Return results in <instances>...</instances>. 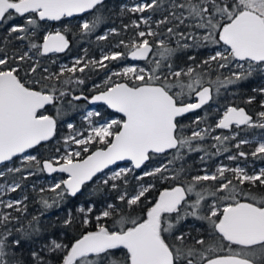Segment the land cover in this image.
I'll return each mask as SVG.
<instances>
[{
  "label": "snow or ice",
  "instance_id": "snow-or-ice-1",
  "mask_svg": "<svg viewBox=\"0 0 264 264\" xmlns=\"http://www.w3.org/2000/svg\"><path fill=\"white\" fill-rule=\"evenodd\" d=\"M104 5L105 0H0V28H6L0 37V180L17 173L21 180L37 172L65 174L53 176L48 189H39L54 194L41 197L44 208L84 195L91 184L96 187L90 196L107 190L117 192L119 201L105 199L98 208L86 200L76 210L79 235L32 248L30 264H264V195L242 188L246 183L264 186V168L249 174L240 166L220 165L193 175L182 162L191 153H203V162L229 151L227 142L240 135L234 129H264V110L254 119L242 107L227 106L214 128L200 127L204 117L196 116L190 135L183 134L181 121L214 102L222 89L264 75V0H140L131 7L122 5V13L137 18L97 39L106 41L132 28L127 39L111 44L99 59L77 56L71 66L62 64L55 71L42 63L46 58L56 64L51 56L70 49L72 28L65 25L71 18L81 17L75 25L80 34H93L103 23L96 13ZM84 13L94 19H83ZM157 13L160 18L154 20ZM17 19L23 22L15 23ZM49 22H60L61 27ZM173 40L176 47L171 46ZM209 47L210 54L199 62L173 66L178 49ZM126 59L145 66L110 68L112 62ZM188 60L196 57L189 55ZM225 69L228 74L221 75ZM93 70H105V77L85 95L80 87L86 82L83 74ZM253 92L264 96V87ZM255 99L250 96L246 102ZM81 100L111 112L103 116L100 110L87 111L86 126L77 127L65 117ZM60 124L67 130L63 137L58 136ZM216 129L230 135H212ZM208 139L216 142L212 153L202 146ZM49 142L53 155L31 154ZM249 143L253 141L240 139L233 147ZM255 144L251 156L264 159V138ZM248 155L238 151L227 158ZM156 157L165 159L146 167ZM17 159L22 166H9ZM122 162L127 164L120 166ZM136 170H142L137 181L151 177L168 186L154 199L148 194L157 189L156 183H141L129 192L128 176ZM21 187L17 180L0 184L5 192ZM27 199L0 198V264H25L17 250L34 243L39 233L37 216L24 223ZM190 217L207 225V238L177 231ZM63 226L76 227L71 211Z\"/></svg>",
  "mask_w": 264,
  "mask_h": 264
},
{
  "label": "trees",
  "instance_id": "trees-1",
  "mask_svg": "<svg viewBox=\"0 0 264 264\" xmlns=\"http://www.w3.org/2000/svg\"><path fill=\"white\" fill-rule=\"evenodd\" d=\"M124 0H105V5L100 9L99 13L96 15L103 16V23H101L96 31L89 35L84 36L79 33V30L75 27L77 23H73L71 21L70 25L66 24V27H71L72 31L69 34V39L71 41V47L65 53L57 54L61 60H68L74 56H82L84 58L94 57L95 59H99L101 54L100 51L105 48H109L111 44H114L119 39H127L129 36L132 35L133 29L129 28L127 33H121L120 36H109V39L106 41H101L97 39V36L103 35L106 29H110L112 27L121 28L123 24H130L133 20L137 18L136 15L131 13L121 12L122 4ZM145 15H149V13H145ZM89 21L94 19V15L89 13L87 15ZM160 13H157L153 16V19H159ZM15 23H22L21 19H17L14 21ZM13 22H9L11 24ZM56 22L55 24H57ZM54 24V25H55ZM163 27V26H162ZM6 28H0V37H3L5 34ZM19 43V42H16ZM172 47H176L175 40L171 43ZM211 52V48H193V49H186V50H177L175 57L173 58V66L174 67H187L189 64H194L199 62L200 60L206 58ZM194 55L196 57V61H189L188 56ZM54 56V55H53ZM42 63H46L51 70L55 71L58 66L56 64H51L46 58L42 59ZM117 62H112L110 64V68H113ZM227 69L223 70L221 75H227ZM78 75H81L78 73ZM86 78L85 85H87L91 80L102 79L105 77V70L96 71L93 70L91 72H86L83 74ZM215 78V77H213ZM80 86L82 90H84V86ZM264 87V75L261 74H254L247 80L241 81L236 85L229 86L227 90H221L220 96L214 100V102L210 103V105H205L203 108L196 110L194 112L186 114L184 117L181 118L182 124L184 127V135L191 134V127L192 121L196 116L204 117V122L200 125V127H206L211 125L213 128L215 127V122L222 114V111L227 106H237L242 107L248 112L250 115L256 119V113L261 110L260 108V101L264 99V96H261L257 92H253L254 88ZM87 92V91H86ZM91 95V93H87ZM250 96H255L256 99L251 103H247V99ZM77 107H74L71 111L68 112L65 119H71L77 126H82L83 123L81 122L79 116L82 115L85 109L89 107L88 103L82 104L75 102ZM80 104V105H79ZM98 109L101 111L103 116H108L111 110H106L104 106L99 105ZM54 109H50L49 114L54 113ZM113 115H117L114 114ZM194 127V126H193ZM235 131H239L240 135L236 137L235 140H230L227 142L226 146L230 149L227 152H223L221 154L213 155L211 159L205 157V160L202 162L200 156L203 153H191L188 154L184 160V166L188 171L195 175L197 173L202 174L204 169L209 171L213 170L215 166L218 164L219 161L224 160L229 155H236L238 151H244L249 155L247 158H239L234 162H243V163H255L256 165L264 164V159L262 158H254L251 156V152L254 150L256 144L249 143L246 145H242L240 149H236L233 147L235 143H237L240 139L244 137H252L258 133H264V129L260 128H247L242 126L241 129H234ZM67 134V130L63 124L58 125V136L63 137ZM230 135L228 130H220L216 129L212 135ZM216 143L214 140L208 139L203 142V147L207 149L209 153L214 152L212 145ZM53 142H49L47 147H40L38 150L33 149L35 154L38 156H42L44 158H48L49 156L53 155L52 152ZM168 158H171L170 156ZM165 157H156L152 161L146 165V167H154L157 166L161 161H163ZM177 163V167L179 166ZM22 166V165H21ZM26 166V165H25ZM139 174L138 171L135 174H129V184L127 186L128 191L131 192L134 187H138L141 183L152 182L157 184V189L150 192L149 199H154L158 196L159 191L163 190V187L168 186L167 184L161 185L158 181H155L151 177H145L144 181H137L136 176ZM65 174H52L49 175L47 173L37 172L36 175L28 177L27 180H21L20 174H9L6 178L9 180H17L21 183V189L17 190L16 192H12L11 196L15 199H22L24 196H27L28 199L26 201L27 204V219L24 223H27L28 220L31 219L32 216H37L39 218V223L37 227L39 228V233L35 237V241L33 242H26L24 243L21 249L17 250L18 256L24 260L25 264H30L29 261V251L32 248L39 249L43 246L44 243L48 242V240L53 238H59L64 242H68L74 236H78L81 229L79 228L78 221L79 216L77 213V208L83 204L86 200H93L96 202L98 208L102 207V201L107 199L110 203H119L118 200L115 199L117 196V192H110L105 191V193H98L95 196H90L89 193L96 187L95 184H91L86 186L84 195H79L77 197H68L65 200L61 201L59 205L54 204L51 208H44L41 203V197L48 199L49 197L54 196L53 193L49 191H45L41 193L39 189L41 187L48 189L47 186H41L39 181L44 178H50L55 176V178L63 176ZM211 184V182H208ZM34 186V187H33ZM245 192H251L253 194L264 195V186L257 183L255 186L244 184L242 186ZM51 199H49V203H51ZM69 211H71L76 216V227L71 229H65L63 226V221L65 217L68 215ZM41 213H43L41 215ZM207 225L204 222L195 220L193 218H188L187 220L181 222L179 225L176 226L177 231L189 232L192 237H200L204 236L207 238L206 232Z\"/></svg>",
  "mask_w": 264,
  "mask_h": 264
},
{
  "label": "rangeland",
  "instance_id": "rangeland-1",
  "mask_svg": "<svg viewBox=\"0 0 264 264\" xmlns=\"http://www.w3.org/2000/svg\"><path fill=\"white\" fill-rule=\"evenodd\" d=\"M128 6L131 7L133 4L137 3V2H140V0H128ZM122 5H127L126 3H123ZM83 19H86L88 20L87 16L85 17H82ZM81 17L79 18H76L74 20H71L73 21V23H78L80 21ZM56 22L54 23H49L50 25H54ZM56 28H60L61 27V24L60 22H58L57 24L54 25ZM49 30H52V28H49ZM108 29H106L107 31ZM105 31V32H106ZM105 34V33H104ZM109 48H105V49H102L100 51V54L102 55V51H107ZM74 57H77V56H74ZM74 57H71L69 58L68 60H61L58 55H52L51 58L56 60V65L57 66H60L62 64H67L69 66H71L72 62H73V58ZM79 57H82V56H79ZM50 62V61H49ZM132 65H136V64H129V65H126V66H132ZM142 67V66H141ZM94 110H99L98 108H87L84 110V112L82 113V115L79 116L81 122L83 123L82 126H86V121L84 120V116L86 115L87 111H94ZM223 112V111H222ZM82 126H77V127H82ZM264 138V133H258V134H255L253 135L252 137H244L242 139H248L250 141H253L255 143V141H258L260 139ZM31 154L33 155H36L34 150H30ZM220 165H227L231 168H235L237 166H240V167H243L246 169V171L249 173V174H252L254 171H258L260 168H264V164L262 165H256L255 163H243V162H234L232 160H229L227 157L224 159V160H221L218 162V164L215 166V168L211 171H215L216 167L220 166ZM9 166H21V162L20 160H16L14 164H10ZM121 166H125L124 165H121ZM0 167H3V166H0ZM141 171L139 172L138 175H140ZM60 177H57L56 179H59ZM5 181H12V180H9L7 178H5V180H0V184H3L5 183ZM55 181L53 180V177H50V178H47V179H44L42 178L39 183H41V186H47V187H50ZM11 193L12 192H5L3 188H0V198H3L5 200H8V199H15L11 196Z\"/></svg>",
  "mask_w": 264,
  "mask_h": 264
},
{
  "label": "flooded vegetation",
  "instance_id": "flooded-vegetation-1",
  "mask_svg": "<svg viewBox=\"0 0 264 264\" xmlns=\"http://www.w3.org/2000/svg\"><path fill=\"white\" fill-rule=\"evenodd\" d=\"M124 3H126L127 5H128V0H124ZM88 15V14H87ZM86 15V16H87ZM144 15H145V13H144ZM85 17V16H84ZM50 23V22H49ZM59 54H61V53H59ZM53 55H56V54H53ZM86 58H88V57H86ZM94 57H90V58H88V59H93ZM95 59V58H94ZM129 64H138L139 66H142V67H144L145 66V64H144V62L143 61H134V60H131V59H126V60H122V61H119V62H117L116 64H115V66L112 68L113 70H118V69H120V68H122V67H124V66H126V65H129ZM103 79H104V77L102 78V79H97V80H91L87 85H85L84 86V90H83V92H84V94L85 95H89V94H87V93H91V91H90V89H91V87H92V85L93 84H97V83H102V81H103ZM87 91V92H86ZM82 101L84 102V103H88V101H85V100H81V101H78V103H80V104H82ZM79 104V105H80ZM89 104V103H88ZM98 106L99 105H95V106H93L92 107V105L91 104H89V107L88 108H98ZM118 115V114H117ZM219 119V118H218ZM217 119V120H218ZM140 172V171H139Z\"/></svg>",
  "mask_w": 264,
  "mask_h": 264
},
{
  "label": "water",
  "instance_id": "water-1",
  "mask_svg": "<svg viewBox=\"0 0 264 264\" xmlns=\"http://www.w3.org/2000/svg\"><path fill=\"white\" fill-rule=\"evenodd\" d=\"M87 14H89V13H84L82 17L86 16ZM76 18H79V17L71 18V20H74V19H76ZM50 23H54V22H50ZM91 105H92V104H91ZM93 106H95V105H92V107H93ZM118 115H119V114H118ZM124 164H127V162H122V163H121V165H124ZM121 165H120V166H121ZM114 167H115V166H114ZM142 170H143V169H142ZM142 170H136V171L139 172V171H142Z\"/></svg>",
  "mask_w": 264,
  "mask_h": 264
}]
</instances>
